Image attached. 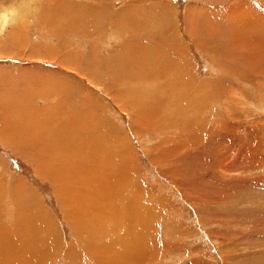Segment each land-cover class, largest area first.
Masks as SVG:
<instances>
[{
  "label": "rangeland",
  "instance_id": "rangeland-1",
  "mask_svg": "<svg viewBox=\"0 0 264 264\" xmlns=\"http://www.w3.org/2000/svg\"><path fill=\"white\" fill-rule=\"evenodd\" d=\"M55 1L0 0V264H264V0Z\"/></svg>",
  "mask_w": 264,
  "mask_h": 264
},
{
  "label": "bare ground",
  "instance_id": "bare-ground-1",
  "mask_svg": "<svg viewBox=\"0 0 264 264\" xmlns=\"http://www.w3.org/2000/svg\"><path fill=\"white\" fill-rule=\"evenodd\" d=\"M54 2H55V4L57 5V8H54V9H56V10H57V9H60V8H58V4H57L58 1H55V0H54ZM56 2H57V3H56ZM60 2H61V0H60ZM60 2H59V6L61 7ZM74 3H76V2H74ZM65 4H66V3H65ZM70 4H71V3H70ZM71 5H72V4H71ZM65 6H66V5H65ZM65 6H64V8L67 7V6H66V7H65ZM68 6H69V5H68ZM76 6H77V5H76ZM55 7H56V6H55ZM8 8H10V7H8ZM75 8H76V7H75ZM48 9H49V8H48ZM77 9H78V6H77ZM3 10H4V9H3ZM51 10H52V9H51ZM66 10H67V9H66ZM66 10H65V11H66ZM68 10H69V9H68ZM68 10H67V11H68ZM4 11H6V10H4ZM4 11H3V13H2V14H3V16H2V17H3V20H8V17H11V15H8V14H7L6 12H4ZM11 11H13V10H11ZM63 12H64V11H63ZM44 13H46V12H44ZM52 13H53V12H52ZM58 13H59V12H58ZM64 13H65V12H64ZM66 13H68V12H66ZM2 14H1V15H2ZM67 15H68V14H67ZM62 16H63V15H62ZM0 17H1V16H0ZM87 17H88V16H87ZM11 18H12V17H11ZM56 18H57V17H51V16L47 13V14H46V17H45V19H44V20H45L44 22H45L46 27H47V28H50V29H52V28H57V27L60 25V24H58V23L61 22V24H62V23L65 22V20H70V21H71V19H70L69 17H68V18H64V17H63V18H60V17H59V18H58V21H60V22H58V23L56 24V23H55V22H56V21H55ZM2 22H3V21H2ZM4 22H5V21H4ZM67 22H68V21H67ZM5 24H6V22L4 23V25H5ZM69 24H70V23H68V25H69ZM4 25H3V26H4ZM64 25L66 26V24H64ZM63 27H64V26H63ZM46 33H47V32H46ZM16 34H17V33H16ZM16 37H17V36H16ZM19 38H20V36H19ZM19 38H18V39H19ZM14 39H15V38H14ZM21 39H23V38H21ZM14 41H15V40H14ZM16 41H18V40H16ZM18 42H19V41H18ZM22 42H23V41H22ZM22 42H20L21 45H23ZM24 42H25V41H24ZM13 43H14V42H13ZM16 44H17V43H16ZM25 46H26V45H25ZM25 46H22V47H25ZM17 47H18V46H17ZM128 49H129V48H128ZM128 49H127V50H128ZM24 55H27L26 52L24 53ZM27 57H29V55H28ZM4 70H5V69H4ZM2 79H3V78H2ZM2 81H4V80H2ZM2 81L0 80V82H2ZM5 87H6V86H5ZM43 88H44V87H43ZM8 90H9V88H8ZM12 90H13V89H12ZM2 91H3V90H2ZM2 91H0V93H1ZM5 91H6V90H5ZM9 91H10V90H9ZM37 91H38V90H37ZM39 91H40V90H39ZM42 91H43V90H42ZM11 93H12V92H11ZM11 93H10V94H11ZM39 93H43V92H39ZM42 95H43V94H42ZM18 96H21V95H18ZM43 96H44V95H43ZM5 98H7V97H4V99H5ZM10 98H11V97H10ZM21 98H22V97H21ZM30 99H31V98H30ZM7 100H8V99H7ZM7 100H3V101L0 102V104H1V106H2L3 108H4V106L6 105ZM18 101H19V100H18ZM20 101H21V99H20ZM21 102H22V101H21ZM21 102H20V104H21ZM162 102H163V101H162ZM16 103H18V102H17V98H16V102H15V104H16ZM22 103L25 104V102H22ZM16 105H17V104H16ZM15 109H16V110H19L20 107H16ZM161 115H162V114H161ZM159 117H160V116H159ZM162 117H163V115H162ZM165 118H166V117H165ZM155 120H156V119H155ZM164 120H165V119H164ZM159 121H160V120H159ZM162 121H163V120H162ZM154 122H155V121H154ZM79 145H80V144H79ZM83 146H84V145H83ZM48 167H49V166H48ZM48 167H47V168H48ZM50 169H51V167H50ZM61 169H62V168H61ZM51 171H52V170H51ZM47 173H48V172H47ZM68 178H69V177H68ZM67 181H68V180H67ZM73 181L76 182V179H74ZM73 181H72V182H73ZM75 182H74V183H75ZM63 183H64V182H63ZM76 183H77V182H76ZM68 184H69V183H68ZM79 185H80V184H79ZM65 187H66V186H65ZM68 188H69V187H68ZM117 192H119V191L117 190ZM93 197H94V196H93ZM86 198H87V197H86ZM90 198H91V197H90ZM90 198H89V199H90ZM75 199H76V197H75ZM89 199H88V201H90ZM80 200H81V199H80ZM88 201H87V202H88ZM85 202H86V201H85ZM95 202L97 203L96 200H95ZM77 203H78V201H77ZM89 203H91V202H89ZM96 203H95V204H96ZM92 204H93V203H92ZM89 205H90V204H89ZM86 206H88V205H86ZM96 206H97V204H96ZM96 206H94V208H93L94 211H95V207H96ZM77 207H78V206H77ZM88 207H90V206H88ZM89 209H90V208H89ZM88 211H89V210H88ZM127 211H128V209H127ZM76 212H79V211H76ZM90 212H91V211H90ZM90 212H88V213H90ZM134 212H135V210H134ZM86 213H87V212H86ZM96 213H97V212H96ZM126 213H127V212H125V214H126ZM91 214H92V213H91ZM122 215H123V214H122ZM129 215H130V214H129ZM129 215H128V216H129ZM131 215H132V212H131ZM131 215H130V216H131ZM87 216H88V215H87ZM95 216H96V215H95ZM126 216H127V215H126ZM93 218H96V217H93ZM101 218H102V217H101ZM122 218H123V216H120V219H122ZM74 219H76V218H74ZM83 219H84V220H83L82 228H81L82 230H81V232H80V233L78 234V236H77V237L80 238V246H81L82 243H83L84 246H82V247H85L86 250H91V252H92V250H94V249H102V248H103L104 251H105L107 248L105 249V246H102V245L99 244V240H100L101 235L98 234V233H92V234L89 235V232H90L89 230H90V229L88 230L87 227H86V226H87V225H86L87 223H86V221H85L86 217L83 218ZM120 219L117 218V223H115V224L113 223L112 225H110L111 222H108V224H107V222L104 223V224H107V230H110V231L113 232L112 235H114V237L117 235V236L114 238V240H113L114 242H113V241L111 242V245H113L115 242L120 244V242H118V241H120V240L122 241V238L119 237V236H120V233H119L118 230H117V228H118L117 226H118V224L121 222ZM129 219H130V218H129ZM81 220H82V219H81ZM105 220H106V219H105ZM74 221H75V220H74ZM79 221H80V220H79ZM87 221H88V220H87ZM99 221H100V220H99ZM108 221H109V220H108ZM76 222H77V221H76ZM92 222H93V220H92ZM96 222H97V220H96ZM103 222H105V221H103ZM89 223H90V222H89ZM76 224H77V223H76ZM95 224H96V223H95ZM100 224H101V223H100ZM77 225H78V224H77ZM76 227H78V226H76ZM80 227H81V226H80ZM89 227H90V226H89ZM95 227H96V226H95ZM93 228H94V227H93ZM77 229H78V228H77ZM88 231H89V232H88ZM92 231H93V230H92ZM103 231H104V230H103ZM93 232H94V231H93ZM110 233H111V232H110ZM103 235H104V232H103ZM105 236H106V235H105ZM124 236H125V235H124ZM108 237L110 238V236H108ZM31 238H32V237H31ZM36 239H37V238H36ZM28 240H29V239H28ZM103 240H104V239H103ZM137 240H138V238H137ZM29 241H30V240H29ZM96 241H97L98 243H97ZM101 241H102V240H101ZM130 241H133V240H130ZM130 241H129V243H130ZM109 242H110V241H109ZM109 242H108V243H109ZM103 245H104V244H103ZM133 246H134V245H133ZM107 247H108V246H107ZM135 247H136V246H135ZM108 248H111V247H108ZM112 248H113V247H112ZM137 248H138V247H137ZM103 249H102V250H103ZM126 249H127V248H126ZM81 251H84V250L82 249ZM104 251H102V252H104ZM132 251H133V250H132ZM134 253H135L134 251H133L132 253L130 252V254H131L132 256L134 255ZM94 254H95V253H94ZM125 254H126V253H124L123 255H120V256H127V255H125ZM120 256L117 255V258H119ZM132 256H130V257H132ZM130 257H129V258H130ZM113 260H116V259L113 258ZM107 261L112 262L111 258L108 259ZM110 262H108V263H110ZM111 264H112V263H111Z\"/></svg>",
  "mask_w": 264,
  "mask_h": 264
}]
</instances>
